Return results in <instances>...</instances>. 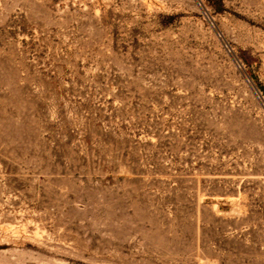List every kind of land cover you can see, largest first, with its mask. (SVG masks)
I'll use <instances>...</instances> for the list:
<instances>
[{
	"label": "rangeland",
	"instance_id": "374dc122",
	"mask_svg": "<svg viewBox=\"0 0 264 264\" xmlns=\"http://www.w3.org/2000/svg\"><path fill=\"white\" fill-rule=\"evenodd\" d=\"M0 264H264V0H0Z\"/></svg>",
	"mask_w": 264,
	"mask_h": 264
}]
</instances>
